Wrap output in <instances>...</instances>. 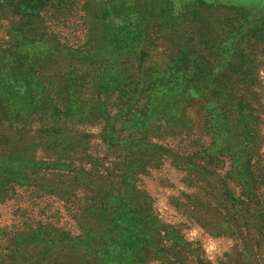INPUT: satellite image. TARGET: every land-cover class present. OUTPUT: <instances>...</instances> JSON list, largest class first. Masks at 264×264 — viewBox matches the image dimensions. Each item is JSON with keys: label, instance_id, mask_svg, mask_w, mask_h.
I'll return each instance as SVG.
<instances>
[{"label": "rangeland", "instance_id": "obj_1", "mask_svg": "<svg viewBox=\"0 0 264 264\" xmlns=\"http://www.w3.org/2000/svg\"><path fill=\"white\" fill-rule=\"evenodd\" d=\"M124 1L0 0V264H264V0H136L139 79L180 61L197 89L148 136L95 87Z\"/></svg>", "mask_w": 264, "mask_h": 264}, {"label": "trees", "instance_id": "obj_2", "mask_svg": "<svg viewBox=\"0 0 264 264\" xmlns=\"http://www.w3.org/2000/svg\"><path fill=\"white\" fill-rule=\"evenodd\" d=\"M124 4L128 9L127 12H123L125 8L120 10L119 6L115 5L114 9L108 6L106 7L107 16L118 22L114 27V31L111 33L100 31L97 35L93 36V39L101 52L100 54H102L96 68V74L98 75L100 83L98 85L96 84L95 87L96 89L98 88L101 90V86L105 91H108L107 93L109 94H112L113 92L116 93L115 101L117 100L121 109L116 115H114L112 120L119 118V127L122 130H128L129 133L134 135L148 136V127L153 125L155 114L159 111V108L162 105L166 103L170 104V99L172 98H178L181 100L184 96L190 94V92L197 90L190 84V78H192L195 68L188 70L190 76H186L185 79H183L184 71L180 70L183 66H181L183 62L181 63L180 61H177L173 63L172 68L168 70L167 74H161L160 78H158L157 72L150 71L149 74H147V77L152 80L145 81L144 79H139L140 75L142 77L143 71H141V73L138 72L136 66L131 62H133L132 58L138 57L135 53V48L139 46L138 41L142 39L138 25L135 24V18L137 17V21H139V14L143 15L145 10L136 0H127V2L124 1L122 5ZM34 5L27 2H20L16 8L18 11L25 12L28 9H34V7H32ZM130 13L134 14V19L132 17V20H130L131 24L127 21L128 18L130 19ZM83 24V27L86 28L87 25H89L87 22H83ZM124 26L125 28H128L127 31L130 34L127 42L131 43V45L127 44L129 50L124 49V44L122 42V28ZM10 31L11 29L8 28V32ZM15 31L21 33L20 36L24 41H34L41 38L37 36L26 37V29H15ZM49 38L52 39L51 37ZM44 39L49 40L47 37ZM182 39H184L185 42L188 41V37H182ZM133 42H135L134 47L132 46ZM182 51H180L179 58L175 59H184V53L186 52ZM193 59L194 58H192V60ZM127 60H129V63L126 69L124 67V61ZM177 63L179 64L177 65ZM117 64L119 67L115 68L114 66ZM128 68H131V70ZM197 73H199V71ZM210 76H213V74ZM213 81L214 80L212 79L209 80L208 89L216 92L218 88L222 86L219 81L217 83H214ZM101 92L103 91L101 90ZM208 104L214 105L216 110L219 109L218 101L216 99L209 100ZM101 106L102 105L98 102H94V104L90 105L89 109L91 118H95L97 115L101 114ZM217 113H219V111ZM232 120L234 121L235 118H232ZM228 125H230V123ZM109 131L113 130L110 129ZM108 139L112 142L117 140L113 136H109ZM136 142L141 143V140H137ZM107 191L108 190H105L104 192ZM116 195H121V193Z\"/></svg>", "mask_w": 264, "mask_h": 264}]
</instances>
